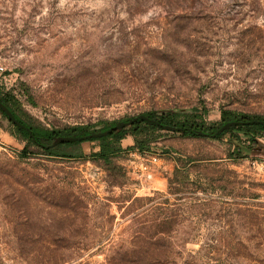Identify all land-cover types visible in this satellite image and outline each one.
I'll list each match as a JSON object with an SVG mask.
<instances>
[{"label":"rangeland","instance_id":"374dc122","mask_svg":"<svg viewBox=\"0 0 264 264\" xmlns=\"http://www.w3.org/2000/svg\"><path fill=\"white\" fill-rule=\"evenodd\" d=\"M0 64L27 123L128 131L108 163L99 141L63 158L0 113V264H264V158L230 157L264 131L177 126L264 118V0H0ZM147 112L173 124L129 123Z\"/></svg>","mask_w":264,"mask_h":264},{"label":"trees","instance_id":"16d2710c","mask_svg":"<svg viewBox=\"0 0 264 264\" xmlns=\"http://www.w3.org/2000/svg\"><path fill=\"white\" fill-rule=\"evenodd\" d=\"M0 103L6 106L13 113L14 117L31 131V134H28L26 130L20 129L17 126H15L12 122L8 120L7 116L0 110V113L8 120V124L10 126V133L17 138L26 141V143H33L43 148V150L49 155H55L63 158L73 157V155L71 154L58 152L56 151V149L60 146L78 145L83 141H99V150L95 152L93 155L95 157L102 159L104 162L108 163L110 156L121 150L119 146L120 140L128 135L127 130L120 128V129H113L107 132L105 135L97 138H90L82 141L52 144V140L57 137H75V136L87 135L89 133L87 131L82 130L80 127H69L62 130H58V129L48 130L46 128L36 127L27 123L18 114L19 103L17 99L8 91L3 92L0 90ZM143 115L147 116L149 119H154V115L151 112L144 113ZM193 117H194L193 114H185V119H186L185 121L182 122L177 121V126L179 125L180 131L190 135H197V131H199L204 136L211 137L214 139L220 138L221 136L225 135L228 132L231 133L232 135L234 131L242 132L246 135H250L253 129L264 131V118H261L259 116L244 114V113H235L233 111L225 110V109L220 111V122L217 125L212 124L210 126H204V124L195 122ZM170 121H172L170 115L169 116L160 115L155 120V122H150L148 120L137 118L132 122V124L136 126H140L141 124H144L145 126L147 125L157 128V126H162L164 124H173ZM231 122H244V123L242 125L235 124L223 131H219V128ZM113 126H115V123L111 124L108 127L101 128L99 131L100 132L105 131L109 128H112ZM136 126L134 128H136ZM134 132H137V130L135 129ZM233 137H235V139L238 140L240 139L236 135ZM248 137H249V141L246 144H243V147L235 146L230 157H233V155H239L241 153V148H244L246 150L247 156L251 158H264V142L258 140V138L255 137H251V136ZM143 147H144V143L138 142L136 143V146H132L130 149L136 148L140 151H145ZM26 150L27 147L25 146L22 149L21 153L26 152Z\"/></svg>","mask_w":264,"mask_h":264},{"label":"water","instance_id":"95a60500","mask_svg":"<svg viewBox=\"0 0 264 264\" xmlns=\"http://www.w3.org/2000/svg\"><path fill=\"white\" fill-rule=\"evenodd\" d=\"M0 109L1 111L7 116L8 120L10 122H12L15 126H17L20 129L26 130L28 132V134H31V131L22 123H20L13 115V113L3 104L0 103ZM140 118V119H145L148 120L150 122H155L154 120L148 119L143 115H140L139 117H134L132 118L129 123H132L135 119ZM254 122V121H251ZM244 122H231V123H227L224 126H222L219 131H223L225 129H227L228 127L235 125V124H243ZM113 129H120V127H118L117 125L113 126L112 128H109L105 131H102L100 133H93V134H87V135H83V136H75V137H57L55 142H52V144H57V143H65V142H73V141H82V140H87L90 138H97V137H101L103 135H105L107 132L113 130Z\"/></svg>","mask_w":264,"mask_h":264},{"label":"built area","instance_id":"2783aa9c","mask_svg":"<svg viewBox=\"0 0 264 264\" xmlns=\"http://www.w3.org/2000/svg\"><path fill=\"white\" fill-rule=\"evenodd\" d=\"M4 73H5V69H4L3 65L0 64V76L3 75L2 76L3 79L5 78ZM129 153L131 156H137L138 155L136 167L139 170V174L141 176L148 178L151 175L150 165L155 164L156 161L158 160V158L154 154L147 153L146 151H140L136 148H132ZM252 163H254V161ZM259 165L262 168H264V164L262 162H260Z\"/></svg>","mask_w":264,"mask_h":264},{"label":"crops","instance_id":"0c3cea01","mask_svg":"<svg viewBox=\"0 0 264 264\" xmlns=\"http://www.w3.org/2000/svg\"><path fill=\"white\" fill-rule=\"evenodd\" d=\"M127 137H125V138H123V139H121V140H124V139H126ZM128 142H127V144H129V145H132L133 144V142L131 143V141H132V139L131 140H127Z\"/></svg>","mask_w":264,"mask_h":264}]
</instances>
